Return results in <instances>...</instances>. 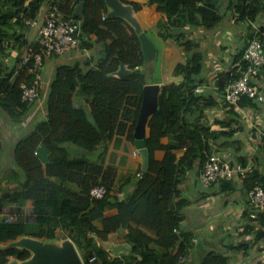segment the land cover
<instances>
[{"label": "trees", "instance_id": "trees-1", "mask_svg": "<svg viewBox=\"0 0 264 264\" xmlns=\"http://www.w3.org/2000/svg\"><path fill=\"white\" fill-rule=\"evenodd\" d=\"M50 1L0 0V115L3 111L18 121L24 119L31 102L22 99L20 86L22 82H31L33 78L29 71L31 61L22 63L23 46L29 39L25 37L20 51L11 57L12 66L6 60L11 50L4 41L14 36L19 40L16 35L20 28L26 27L25 20L37 17L42 5ZM206 1L212 0H157L158 8L167 15L166 19L157 23L160 35L165 39H174L186 50V60L175 67V73L182 74L184 79L179 83L170 82L162 86L159 109L148 121L150 132L146 143L150 155L149 168L143 171L129 201L120 202L119 214L104 219L105 229L110 231L127 215L139 218L145 227L156 233L155 241L163 247V253L150 248L149 243L153 238L144 230L134 227L130 228L128 239L135 241L132 247L134 251L139 248L142 251L141 260L123 262L119 256H112L97 243L93 233L98 232V229L93 220L102 215L107 195L105 198H94L89 192L99 182L104 183L109 192L116 171L110 166L104 169L102 165L84 157H71L66 146V143L72 142L92 150L115 133L127 132L133 138L139 119L145 72L132 71L123 78L112 73L122 62L132 70L144 65L141 40L133 27L122 18L103 19L105 0H86L82 10L84 33H95L98 40L103 41L104 55L96 65L88 61L85 69L78 63L56 67L46 97L47 117L36 122L31 133L17 140L13 147L15 160L27 176L25 186L31 181L43 183L48 176L55 175L76 181L93 198L95 205L81 215L79 224L66 229L69 237L83 251L85 264H229L232 259L227 252L219 250L203 252L205 254L202 259L196 262L189 259L187 246L195 242L189 231L181 229L183 218L180 207L186 204V200H175L176 195L181 193L178 183L186 167H192L199 161L203 168L205 160L215 150L225 151L229 147H235L231 149L233 152L234 149L238 152L241 150L237 139L233 138L238 130L235 126L238 115L234 105L229 108L232 117L216 119L212 124L205 110L220 104L217 97L223 99L224 86L228 81L238 78L242 69L233 67L218 74L216 95L213 93L214 88L195 91L198 85H207L209 79L203 74L205 53L189 34L188 27L204 26L211 29L225 19L222 0L212 5L217 10L215 15L199 7ZM226 1V12L231 10L237 22L253 20L264 9L263 0ZM56 2L63 13L78 16L74 11L77 2ZM130 3L136 9L141 7L140 3ZM260 31L254 32L251 38L257 35L264 43V26ZM247 46L248 42L237 54L235 61L243 57ZM245 66L246 63L242 68ZM84 97L87 98L85 102L82 100ZM241 103H245L243 99ZM217 123L221 128L214 129L213 124ZM167 136L174 140L165 142ZM177 149H184L183 154L178 156ZM158 150H164L161 157H156ZM237 156L243 164L248 163L244 155ZM245 182L248 188L256 182L264 184L256 169L249 173ZM47 203L55 208L52 215L61 214L58 201L49 200ZM245 217L250 219L248 213ZM49 219L46 217L36 222L22 218L17 221L0 219V243L9 241L12 232L40 236L39 228ZM261 223L259 228L252 221L244 224V231L254 234L255 242L264 237V214ZM177 232H182L184 236L179 243L180 234ZM242 252L248 253L247 250ZM29 255L27 249L0 248V259L5 256L25 259ZM242 264H264V257Z\"/></svg>", "mask_w": 264, "mask_h": 264}, {"label": "crops", "instance_id": "crops-1", "mask_svg": "<svg viewBox=\"0 0 264 264\" xmlns=\"http://www.w3.org/2000/svg\"><path fill=\"white\" fill-rule=\"evenodd\" d=\"M73 1L78 3V0ZM126 1L141 4V7L135 10V15L157 48L153 72H147V74L144 66L140 67V70L146 74L144 85L154 82L159 83L162 87L166 83L182 81L183 75L176 74L175 67L179 62L186 60L187 53L184 46L178 44L177 41L172 38L165 39L160 35L157 23L159 20L166 19L167 15L158 8L157 0ZM222 2H224L225 19L216 27L211 29L204 26L188 27L189 34L197 40L205 53L203 74L209 79L208 83L214 81L216 75L233 68L237 54L247 44L253 33L264 26V9L253 20L237 22L231 10L226 12L225 3L227 1L222 0ZM49 4L42 5L37 19L43 18ZM104 13L108 15L107 6ZM26 32L29 40H37V29L29 28ZM103 55V41H99L95 33H84L77 49L62 56H52L46 59L44 76L46 84L48 83L47 90L43 91L37 102L30 103V108L24 115V119L18 121L3 111L0 115V206H7L11 210L17 211L22 215L23 220L36 222L46 217L50 218L39 228L40 238L48 241L60 243L66 239L72 240L66 229L79 224L81 215L90 211L95 205L94 200L84 192L82 186L76 181L55 175L48 176L43 183L31 181L25 186L27 176L20 170L15 160L13 147L17 140L25 138L31 133L36 122L47 117L46 97L56 67L61 64L78 63L85 69L88 61L92 65H96ZM6 60L12 66L13 62H10L8 58ZM215 71L217 73H214ZM253 82L264 95V72ZM213 93L216 95L217 91L213 90ZM217 98L220 104L205 110L206 117L211 124L215 123L216 119L230 118L233 115L230 113L231 111L229 112L230 107L224 104V100H221L219 96ZM86 99V97L82 98L84 102ZM242 99L244 104L241 103ZM242 99L237 107L234 106L238 115V122L235 125L238 130L233 138L237 139L243 152L237 153L234 149L233 157L238 159L237 155H244L252 168L258 171L259 178L264 183V99L258 101L247 95H243ZM213 128H221V125L213 124ZM135 139V135L132 138L127 132L115 133L111 138L98 143L92 150L84 149L72 142L66 143L71 157H84L102 165L104 169L110 166L116 171L102 215L93 220V224L98 229V232L95 231L93 236L99 245H101V239L110 242L111 248L106 249L112 256H119L123 262L141 260L143 257L140 248L138 251L132 249L135 241L128 239L131 227L144 230L147 235L153 238L149 243L150 248L159 253L164 252L163 247L155 241L156 233L145 227L135 216L127 215L124 220L118 222L115 228L110 231L105 229L104 219L116 217L120 211V202H128L138 185L140 178L137 176V171L143 169L141 156L137 160L132 158L133 151L138 149ZM173 140L174 138L171 136L164 138L165 142ZM233 148L229 147L226 150H233ZM183 150L177 149L178 156L183 154ZM163 154L164 150H158L156 157H161ZM201 170L199 161H196L192 167H186L185 173L181 174L178 183L181 193L175 197L176 201L186 200V204H182L180 207V215L183 218L181 229L186 230V226H190L192 229L195 226L197 228L195 231H189L194 234L198 229L200 231L204 229L202 226L207 225L205 229L213 230L211 233L214 234H203L207 242L206 249L190 253L189 259L195 262L199 261L205 254L203 252L208 250L227 252L232 257L229 264H242L262 259L264 257V237L255 242L254 234L244 231V224L247 221L251 222L245 217L248 213V187L245 180L234 178L225 180L217 186L205 188L199 180ZM49 200L59 202L60 215H52L55 208L48 205L47 201ZM230 204L233 205L232 209H230ZM222 206H225L226 210L222 209ZM219 213L222 214L221 218L215 215ZM177 233L180 234L179 243L184 236L181 235L182 232ZM20 236L22 235L12 232L9 240ZM194 239L199 242L202 240L199 237H194ZM196 241L194 242L196 243ZM76 246L82 255L83 251L77 244ZM243 250H247L248 253L244 254ZM12 257H3L0 259V264H6Z\"/></svg>", "mask_w": 264, "mask_h": 264}, {"label": "built area", "instance_id": "built-area-1", "mask_svg": "<svg viewBox=\"0 0 264 264\" xmlns=\"http://www.w3.org/2000/svg\"><path fill=\"white\" fill-rule=\"evenodd\" d=\"M103 14V19L107 18ZM28 28L37 29V40H28L22 53V63H29V71L33 74L31 82H22L21 96L22 99L31 103L37 102L47 90L48 83L44 76V67L46 59L52 56H62L68 52L77 49L81 43L83 30V18L80 16L67 15L63 13L56 1L51 0L46 13L41 20L37 17L27 18ZM259 28L256 32H261ZM39 45V46H38ZM246 63L245 68L242 66ZM128 66V65H126ZM233 67L241 68V75L227 82L223 88L224 104L231 107H237L243 95L258 101L264 99V95L254 84V79L264 72V43L260 37L255 35L248 41L241 59L234 62ZM211 81L207 85H198L196 92L204 89H218L215 82ZM232 150H215L205 160L203 168L199 175L200 183L203 187L209 188L217 186L225 180L239 178L245 180L249 173L254 169L250 163L243 164L237 158H234ZM140 157L139 150L133 151V160ZM137 176H143V170L137 171ZM90 195L94 198H105L108 188L104 183H97L90 189ZM247 205L250 220L257 228L262 226L261 220L264 214V184L255 183L248 188ZM22 217L20 213L11 210L7 206L0 207V219L7 221H17ZM177 230V229H175ZM94 259V258H92Z\"/></svg>", "mask_w": 264, "mask_h": 264}, {"label": "water", "instance_id": "water-1", "mask_svg": "<svg viewBox=\"0 0 264 264\" xmlns=\"http://www.w3.org/2000/svg\"><path fill=\"white\" fill-rule=\"evenodd\" d=\"M105 1L108 10V17L122 18L130 24L139 35L145 59L143 65L144 70L146 73L153 72L154 61L157 56V48L155 43L143 30L138 18L136 17V8L134 5L122 0ZM219 1L220 0L206 1L204 4H200L199 7L208 11L210 14L215 15L217 14V10L214 9L212 5H216ZM85 3L86 0H78L74 10L75 14L81 16L82 18V10ZM139 70L140 68L132 70L122 62L119 68L114 71L112 75L123 78L124 76L132 73V71ZM161 91L162 87L159 83H147L143 86L140 115L134 132L136 137L135 145L140 152L141 167L143 171L148 170L150 164V155L146 143V138L149 136L148 132L150 131L148 121L150 117L159 109V97ZM100 243L105 248H111V243L108 241L101 239ZM12 247L27 249L30 251V255L25 259L13 256L6 264H85L80 251L71 239H66L63 242L57 243L40 238V236L24 234L19 238L0 243V248L2 249H10Z\"/></svg>", "mask_w": 264, "mask_h": 264}, {"label": "rangeland", "instance_id": "rangeland-1", "mask_svg": "<svg viewBox=\"0 0 264 264\" xmlns=\"http://www.w3.org/2000/svg\"><path fill=\"white\" fill-rule=\"evenodd\" d=\"M26 25V24H25ZM26 27H27V25H26ZM26 27L24 26V27H22V28H20L19 29V31H18V34L16 35V37H18V38H20L19 40L17 39L16 40V38H15V36L14 37H11V38H9V39H7V40H5L4 41V43L5 44H8L9 45V47H10V50H11V54L10 55H8V57L7 58H10V59H8L10 62H11V57H14L17 53H18V51H20V49H21V47H22V43L23 42H25V37H26V40H27V32H26ZM20 34V35H19ZM23 36H22V35ZM201 48V47H200ZM23 50H24V46H23ZM214 73H217V71H215ZM210 78V77H209ZM241 153L243 152V149L241 148ZM240 151L238 152V151H236L237 153H240ZM222 209H225L226 210V208H225V206H222L221 207ZM233 208V205L232 204H230V209H232ZM236 213V210L234 211V214ZM215 215H218V217H220L221 218V213H219V214H215ZM204 229H202L201 231L198 229L197 230V232H195L194 234H192L191 232V234L194 236V237H199V238H202V240L199 242V241H196V239H194V241H196V243H190L188 246H187V253H193V252H196L197 250H200V249H206L205 248V245L207 244V242H206V240H205V236L203 235V234H212V235H214L213 233H211L213 230H209V229H205L206 227H207V225L206 226H202ZM197 228L194 226L192 229L190 228V226H186V231H195ZM205 232V233H204ZM214 238H215V236H213ZM210 239H212V236H210ZM215 240H217V239H215ZM217 243V242H216ZM215 243V244H216ZM197 244V245H196ZM195 245V246H194Z\"/></svg>", "mask_w": 264, "mask_h": 264}, {"label": "clouds", "instance_id": "clouds-1", "mask_svg": "<svg viewBox=\"0 0 264 264\" xmlns=\"http://www.w3.org/2000/svg\"><path fill=\"white\" fill-rule=\"evenodd\" d=\"M108 16V15H107Z\"/></svg>", "mask_w": 264, "mask_h": 264}]
</instances>
